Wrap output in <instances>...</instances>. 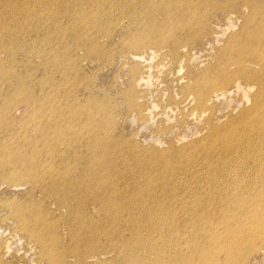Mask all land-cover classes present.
<instances>
[{
  "label": "rangeland",
  "instance_id": "rangeland-1",
  "mask_svg": "<svg viewBox=\"0 0 264 264\" xmlns=\"http://www.w3.org/2000/svg\"><path fill=\"white\" fill-rule=\"evenodd\" d=\"M118 1L115 4H112V0H100V2L98 0H63L62 4L59 2V5L57 2L51 0H27L26 2L25 0H16L11 4L9 3L11 1L4 2L0 0V8H2L0 12L3 11L2 14L0 13V150H5L7 148L16 150L19 147L22 148L23 145L25 148L26 145L28 146V142H26L27 140L33 141L34 139H38L40 135L39 130L47 129L49 126H51V123L55 122L59 116L64 114V117L66 118L63 121H60L59 127L60 129L67 128L66 121L73 118V124L76 126H73L70 131L68 130V132L71 133L75 138L71 137V140L68 142L66 135L56 137L55 139L53 137L50 140L47 138L45 140L46 143L48 141L51 144L53 143V139L55 140L56 147L53 146L54 151L57 147L59 148L58 153L55 156L54 153L52 154V158L49 155L50 157L47 159V162H51L53 164L55 162L64 163L70 167V171H72L75 178V176L81 175V172H83V164L85 162L89 163L91 161V153H93L95 150L98 151V153L100 152L98 148L91 149L88 147L85 140L91 139L95 134L101 135L100 137L101 139L103 138V141L108 137L105 142L109 146L105 152L108 155L111 153L112 156L109 155V159L106 160L110 161L116 156V161L114 162L115 174L119 176H114L112 180L111 178L106 180V182L112 183L111 185L113 189L117 191L115 197H113L114 195L109 196L110 199L105 197L107 201L106 203L110 204L109 202H112V200L114 203H116L115 200L118 203V199H120L126 203L124 208L126 209L125 211H143V208L137 210L132 209L134 206L131 203V201L134 202L136 200L137 202H140L143 199L142 201L144 203H148V205L152 203V205L149 206L151 208L163 209L164 211H175V216L178 215V219L176 218V220L183 223V227L181 223L179 224L180 230L182 229V243L174 248L170 246L172 250H167L168 252L165 253V257L163 256L162 258L163 260L161 259L162 256H159V253H161L159 248H161L162 243H160L158 240V235L153 234L149 236V241L147 244L152 247V250H154L151 251V254L150 250H147V252L142 250V257L138 261H134L135 259L130 260L129 254H127L126 251L119 252V256H116L118 255V253L115 251L117 242L118 251L128 249V246L125 245V241L131 242L129 240H132L134 233L132 228L128 227L127 223L121 221L119 226L111 230L116 231L121 236L124 235L122 236V241L119 242V240H115L116 238L114 239L115 241H112L113 239L105 241L104 238L101 237V242L98 247L107 248L109 251H111L103 260L105 263L103 262L101 264H176L177 262L173 261L174 255L183 252H185L187 255L194 254L196 263L198 261L200 262V259H203L204 261H201V264H210L207 263L206 260L214 254L215 250L220 251L224 249L231 242V239L239 238L242 234L243 239L240 238L239 240L245 247H243L242 250H246L244 251L246 256L244 258H238V264H242V262L243 264H264V232H258L259 234L257 233L255 235L253 234L254 229L250 227L251 224L249 222L254 220V214H246V216L243 217V222L239 224L238 221L241 222L240 213L238 215L237 212L239 211H236V213L234 212L236 208L233 209L231 207L232 204L230 205V203L232 202V199H229L230 193L233 190L232 181L235 177L234 175L238 172L239 166L241 165L243 168L245 165H248V174L252 175L253 171L256 170L258 163L255 162L254 164L252 162L253 159H250L246 160V162H243L242 165V148L239 146V143L236 140H232V137H226L225 139L222 136L225 139L223 140L218 134H213V138H206L211 129L215 127H223V125L228 124L236 119L240 112L251 107V98L256 94L255 92L257 91V85L251 83L245 84L241 79H236L240 83V90H237L238 87L233 86L232 88H227V91L224 89H221L222 91L220 90L218 92L214 91V99L209 103L210 109H212V111H206L205 109L201 110V112L198 109V106H196L197 99L195 94L189 91V89H192L193 86L192 80L190 78L193 73L203 74L207 69L214 68V71H217V73L221 74L222 70L220 65L223 63V61H226L227 57L231 54L222 52V49L232 41H242L241 32L244 24H246L245 22L248 21V18L250 17L249 6L243 7L242 9L244 10H242L241 13L238 15H232L230 22H226V19H218L219 15L212 6L207 8L198 6L201 0H176L177 2L175 0ZM124 1L129 2H126L127 4H125ZM216 1L219 4L224 3V0ZM259 1H262L263 3V0H247V4H249V2ZM141 2H144L145 4ZM117 3H119L120 6ZM102 4L104 5L102 6ZM181 4L182 6H187L189 9L188 16H186V21L184 22L185 24L186 22L189 24V26H186V29L182 28L184 23H176L175 17L177 14L173 12L174 10L172 11V9L175 7V10L178 9V5ZM142 6L144 7L142 8ZM167 6H170L171 10L168 13L165 12L167 10ZM37 7H39L41 11ZM131 7L134 8L132 9ZM30 8L32 10H30ZM21 10L24 11V13ZM98 10L103 13L105 12V16L101 14V16L98 17L100 22L98 25H95L94 20L97 18V14L100 13ZM27 11L28 13L34 11V13L38 14L40 12V14H44V16L42 15L41 17H38L37 20V17L27 16ZM46 11H50L47 12L50 14V16L53 13L57 14L58 19L54 17L51 19ZM64 11H67L70 16L68 15L62 17V14L65 13ZM134 12H137V15H135ZM118 13H120V15ZM106 16L109 19L106 18ZM41 18L44 19L42 20ZM166 18H168L174 26L172 31L165 29L169 34L171 31V34L170 36H167L168 34L165 35L164 40L168 41L166 38L167 36L170 39L180 38L183 41V43H181V45L177 48L176 53L173 54L172 45L169 44L159 47V49L158 47L147 48L149 46H145L146 48H139V50L137 49L136 51L133 49H127L129 48L128 44L134 43L135 39H139L138 35L147 36L149 33V39H152L151 30H153V28L159 24L164 23V25L170 29L172 26L170 23L166 22ZM25 19H27V21ZM189 21L191 22L189 23ZM193 21H195V23L197 21V23L195 24ZM36 22L37 24H35ZM58 26L60 28H58ZM190 26H192V28ZM70 29H72V31H70ZM74 29L75 31H73ZM86 29L89 31H86ZM69 31L71 33L74 32L73 35ZM80 31L81 33H79ZM64 32L66 33L64 34ZM189 32H191V34ZM91 33L92 36L90 37ZM47 35L50 36L48 37ZM155 36L156 35L153 34V37ZM58 37H60V41ZM124 37L125 39H122ZM236 37L238 41L234 40ZM8 39H11V42L13 43L14 41L15 43L12 44ZM74 39L75 43H73ZM120 39L121 42L123 41V44L120 43ZM19 40L21 42H19ZM68 40L70 42H68ZM52 41L55 42L53 43ZM8 44L9 50L7 47ZM82 44H92L91 46H97L101 50V55L97 58L94 57L89 60L86 59L82 50V48H84L82 46L84 45ZM104 44L111 45L112 47L106 48L104 46V48H102ZM78 45L79 47L77 48ZM64 46L65 48H63ZM24 48L25 50H23ZM13 49H15L14 52ZM121 49L126 51V58H122L120 52ZM22 50L25 53L21 52ZM68 50L70 55L67 53ZM61 51H64V53ZM169 51L171 53H169ZM15 52L16 55L14 54ZM152 52H154V54ZM36 53L38 55H36ZM135 53L141 55L143 59L140 61L129 60ZM52 55L54 57H52ZM64 56H67V58H63ZM135 63H138L141 73H138L136 76H131V74L128 72H130V67L132 64ZM224 66L225 64H222V68ZM247 67L248 72H250V70L256 71L257 68L251 62L247 63ZM30 70L31 72H29ZM235 70L236 68L234 66H229L227 73L229 75H233L234 72H236ZM14 77L15 79H13ZM136 78H141V80H143H139L141 82L134 88L136 102L142 109L141 113L134 110H128L127 101H125L126 99L119 95V92L127 90L129 87H131ZM65 79L66 84H63L65 83ZM51 80H59L63 83L60 87V92L56 101H53L51 103L52 105H48V99L53 97L51 95L53 93V89L48 84ZM22 83L23 85L29 84L31 86L29 90H33L25 91L20 95L15 94V85L21 86ZM83 86L88 89L87 96L83 92L85 89ZM41 89H43V92H40ZM184 90L186 98H188V100L185 101L182 99V92ZM89 95L95 97V99L101 101V103L104 102L107 105V110L105 113L102 112V114L100 112V114L96 116L97 119H93L92 116L89 115L87 117V113L85 111L83 115H75V117H70L69 108L71 105L76 108L86 106L87 104H85V98ZM39 97L42 99H39ZM76 97H78V101L75 100L77 99ZM24 98H29V100L32 99L33 102H38L41 100L42 102L38 103V105L35 107H32L34 108L32 111L29 107L32 103L25 101ZM60 102H64L65 105H62ZM112 102L113 104H111ZM39 106H43L44 108L42 107L40 109ZM257 110L262 112L264 110V106ZM85 117H87V119ZM97 122L98 124L96 125ZM240 124L241 122L238 121L236 125L241 127L240 131H242L244 128ZM25 133L27 136H25ZM253 138L254 144H264V132L259 133V135L257 132H254ZM61 142H64V144ZM34 146L32 145L31 147L34 148ZM36 146L37 148L39 147L38 144ZM53 147L44 149L50 151V149L53 150ZM62 148H64V150ZM62 151L65 152V157L59 158L60 152ZM198 152H200V155ZM254 153V156L257 157L256 161H262L264 165V148L258 149L257 151H254ZM197 158L200 159L198 160ZM169 165L172 167V170ZM131 174H134V176ZM151 175L153 176L150 177ZM230 177L233 178L230 180ZM74 178L72 179L69 176L70 180H74ZM215 179L218 180L216 181ZM259 179L260 176L258 174V176H256V190L258 189L257 187L262 185V183L258 181ZM224 184L225 188L222 187ZM216 187L218 188L216 189ZM210 188H212V190ZM210 190L211 192H209ZM220 190L221 192H219ZM19 192L21 191H8L1 196V199L8 202L9 204L11 201L10 198L12 196H17L18 201L20 200V202L23 203L26 199V196L24 194H20ZM219 193H221L223 196L221 194L219 195ZM207 194L210 195L208 196ZM36 200L40 201L38 197ZM50 202H52V199H46L44 204L47 206V204ZM155 205H158L159 208ZM192 207L195 208L193 211ZM80 208L78 209L79 211H84V209ZM101 209L102 211H112L110 210L109 206L104 208L102 207ZM101 209H98V211ZM50 210H54L53 205L50 207ZM87 211H92V209L89 207ZM257 212L264 219V204L262 201L257 202ZM52 214L53 216L58 215V213L55 212ZM125 214L127 215L128 213ZM3 215L4 213L0 212V255L2 256V264H46L44 261L39 259L40 251L28 234L22 232L19 229L14 231L15 224L12 220L7 221L5 224L1 223V218ZM143 215H145L144 212ZM160 216L163 217L162 215ZM184 223H186L185 226ZM244 223L248 225L243 227L242 225ZM108 226L109 225L107 224V226H103V228L106 229ZM62 227L61 232L64 234L63 232L65 227ZM240 230H242V232H240ZM150 231V228H146L143 229L141 234L147 235ZM207 235L214 237L217 236V238H224L222 241L215 242L213 240H208L206 238ZM63 237H65V235H63ZM62 242L65 245L67 243L66 238H62ZM120 243L122 244L120 245ZM131 253L132 252L130 251V254ZM124 256L127 257L124 258ZM71 259L72 258L68 259L66 263H95V260L90 258L85 259L81 263L76 261L75 263L74 259ZM214 262L216 264H221L222 257L217 256L214 259ZM178 264L180 263L178 262Z\"/></svg>",
  "mask_w": 264,
  "mask_h": 264
},
{
  "label": "bare ground",
  "instance_id": "bare-ground-1",
  "mask_svg": "<svg viewBox=\"0 0 264 264\" xmlns=\"http://www.w3.org/2000/svg\"><path fill=\"white\" fill-rule=\"evenodd\" d=\"M2 1H4V2L11 1V2H9L11 4L13 1H16V0H2ZM26 1L27 0H25V2ZM28 1H30V0H28ZM51 1L57 2L59 5H60L59 2H61V4L63 2V0H51ZM64 1H70V0H64ZM98 1L100 2V0H98ZM117 1L118 0H112V4H115ZM161 1H164V0H161ZM118 2H120V0ZM126 2L124 1L125 4H127L129 1L127 3ZM20 3H21V1H20ZM141 3L145 4L144 2H141ZM117 4H119V3H117ZM133 4H134V2H133ZM182 4L181 5H178V9L175 10L176 7L174 9H172V11L174 10L173 12L177 14L176 17H175L176 23L177 22L184 23L186 21V16H188L189 9H188L187 6H184V5L182 6ZM31 5H32V3H31ZM65 5H67V4H65ZM103 5L104 4H102V6ZM17 6H18V4H17ZM19 6H21V5H19ZM52 6H54V5H52ZM109 6H110V3H109ZM119 6H120V4H119ZM198 6H202L204 8H207L209 6H212L213 8H215L216 13L219 15V18L218 19H226L225 20L226 22H230V20L232 19V15H235V14L238 15L239 13H241L242 10H244V9H242L243 7L249 6V8H250V17L248 18V21L245 22L246 24H244L243 29H242V32H241L242 41H238L237 40V37H236L234 40H237L238 42L232 41L226 47L224 46V48L222 49V52H224V53H231V54L227 57L226 61H223L222 64H225V66L222 68V64L220 65L221 66V70H222L221 74L220 73H217V71H214V68L207 69L206 72L203 73V74H195V73H193L192 76H190V78L192 80V83H193V86H192V89H189V91H191V92H193L195 94L196 99H197V105L196 106H198V109L201 112V110H205V109H206V111H210V110L212 111V109H210L209 103L214 99V95H213L214 94V91L218 92L221 89L226 90L227 88L229 89V88H232L233 86L238 87L237 90H240L241 89L240 83L236 79H241L243 81V83H245V84L251 83V84H256L257 85V91L255 92L256 94L254 96H252V98H251V102H252L251 107L248 108V109H246V110H244V111H242V112H240L239 116L236 119H234L232 122H230L228 124L223 125V127H215L213 129H211V131L206 136L207 139H211V138H213V134H218L219 136H221V138L223 140H225L226 137H228V138H231L232 137V140L233 141L236 140L239 143V146L242 148V151H241V152H243L242 153V156H241V158H242V160H241L242 161V165H243V162H246V160H250V159H253L252 162L254 164H255V162L258 163V166L256 167V170L253 171V174L252 175H249L248 174V170H249V166L248 165H245L243 168H242L241 165L239 166L238 172L236 170L237 173L234 175L235 177H234V179L232 181V185H233V188L232 189L233 190H232V192L230 193V196H229V199H232V202L230 203V205L232 204L231 207L233 209L236 208L234 212L236 213V211H239V212H237L238 215L240 213V221L241 222H239L237 220L239 224L243 222V219H244L243 217H245L246 214H248V213H250L251 215L254 214V220L251 221V222H249V223L251 224L250 227L254 229L253 234L255 235L258 232H264V219L257 212V202L258 201L259 202L262 201L263 204H264V165H263V162L262 161H256L257 160V157L254 156V154H255L254 151H257L258 149H263L264 148V144H254V138H253V133L254 132H257L258 135H259V133L264 132V121H263L264 120V110L262 112H259L257 110V109L262 108L264 106V103H263L264 102V0H263V3H262V1H259V2H249V4H247V0H224V3L223 4H219L216 0H203V1L201 0L200 4H198ZM135 7H136V5H135ZM143 7L144 6H142V8ZM147 7H148V5H147ZM13 8H12V10H13ZM37 8H39V7H37ZM113 8H114V6H113ZM166 8H167V10L165 11L166 13H168V12L171 11L170 10V6L169 7L167 6ZM1 9L2 8H0V10ZM3 10H5V9H3ZM30 10H32V9L30 8ZM40 11H41V9H40ZM50 11H46V13L47 12H50ZM106 11H107V9H106ZM108 11H109V8H108ZM22 12L24 13V11H22ZM37 12H39V11H37ZM86 12H87V10H86ZM0 13L2 14L3 11L0 12ZM23 13H21V14H23ZM43 13H44V11H43ZM51 13H53V12H51ZM80 13H81V11H80ZM89 13H91V12H89ZM104 13L103 12H100V13L97 14V18L94 20L95 25H98V23L100 22L99 19H98V17H100L101 14L104 15ZM112 13H110V14H112ZM136 13H135V15H137ZM47 14H49V13H47ZM118 14L120 15V13H118ZM26 15L27 16H30V17H37L36 18L37 20H38V17H41L42 15L44 16V14L41 15L40 12H39V14L38 13H34V11H31L30 13H28V11H27ZM68 15L69 14L66 11L65 13L62 14V17L68 16ZM81 15H83V14H81ZM128 15H129V13H128ZM6 16H7V14H6ZM49 16H50V14H49ZM52 17L57 18L58 15L53 13L50 16V18L52 19ZM16 18H17V16H16ZM106 18H108V17L106 16ZM88 19H90V18H88ZM166 19H167L166 22L170 23V25L172 26L170 29H168L169 27L167 28V26L164 25V23L163 24H159V25L155 26L153 28V30H151L152 31L151 32L152 33V39H149V36H150L149 33L147 34V36L138 35V38L139 39H135V42L134 43L128 44L129 48H127V49H133V50L136 51L137 49L139 50V48L141 49L142 47H145V46H149L147 48H155V47L157 48L158 47V49H159V47H163L164 45L169 44V45H172L173 54L176 53L177 52V48L181 45V43H183V41L180 38H174L173 37L174 39H170V38L167 37V36H170L171 31H172V28H173L174 25L170 22V20L168 18H166ZM25 20L27 21V19H25ZM70 20H73V19H70ZM80 20H81V18H80ZM18 21L20 22L19 19H18ZM32 21H34V20H32ZM86 21H87V19H86ZM190 22L191 21H189V23ZM193 22L195 23V21H193ZM208 22H207V26H208ZM211 22H213V21H211ZM196 23H197V21H196ZM35 24H37V22ZM47 24H49V23H47ZM100 24H102V23H100ZM187 25L189 26V24L187 22H186V24L184 23L183 26H182V28H185L186 29L187 28L186 27ZM92 26H94V25H92ZM192 26H190V27L192 28ZM58 28H60V27L58 26ZM75 29L73 31H75ZM165 29L166 30H171L170 31V34L167 33ZM197 29H199V28H197ZM87 30L88 29H86V31ZM70 31H72V29H70ZM53 32H52V34H53ZM174 32H175V30H174ZM65 33L66 32H64V34ZM73 33H71V34L73 35ZM79 33H81V31ZM189 33L191 34V32H189ZM60 34H61V30H60ZM153 34H155L156 36L153 37ZM75 35H77V34H75ZM165 35H167L166 38H167L168 41H165L164 40ZM91 36H92V33H91L90 37ZM59 38L60 37H58V39ZM95 38H96V36H95ZM157 38H158L159 41L157 40ZM161 38H162V40H161ZM62 39H64V38H62ZM75 39H74V42L73 43H75ZM122 39H125V37L122 38ZM8 40H9V42H11V39H8ZM55 40H56V38H55ZM12 41H13V39H12ZM49 41H50V39H49ZM59 41H60V39H59ZM9 42H7V43H9ZM17 42H18V40H17ZM17 42H16V44H17ZM19 42H21V41L19 40ZM68 42H70V41L68 40ZM122 42H121V39H120V43H122ZM14 43L15 42L13 41L12 44H14ZM25 43H27V42H25ZM12 44H10V45H12ZM68 44H70V43H68ZM107 44H104L102 48H104V46L106 48L112 47L111 45H107ZM61 45H63V44H61ZM75 45H73V46H75ZM82 45H84V44H82ZM91 45H84V46H82V47H84V48H82L84 57L86 59H88V60L89 59H92L94 57L97 58V57H99L101 55V50L97 46L95 47V46H91ZM8 46H9V44L7 45V47ZM41 47H43V46H41ZM56 47H57V45H56ZM78 47H79V45L77 46V48ZM63 48H65V46ZM3 49H4V47H3ZM20 49H21V46H20ZM20 49H18V50H20ZM29 49H30V46H29ZM70 49H71V47H70ZM8 50H9V47H8ZM23 50H25V48ZM23 50L21 52H24ZM14 51H15V49H13V52ZM51 51H53V50H51ZM56 52H57V50H56ZM61 52L64 53V51H61ZM68 52H69V50L67 51V53ZM120 52H121L122 58H126V55H125L126 54L125 53L126 51L124 49H121ZM37 53H36V55H38ZM118 53H116V54H118ZM152 53L154 54V52H152ZM169 53H171V52L169 51ZM14 54L16 55V52ZM11 55H10V57H11ZM61 56H63V55H61ZM106 56H108V55H106ZM162 56H163V54H162ZM52 57H54V56L52 55ZM110 57H111V55H110ZM44 58H46V57H44ZM63 58H67V56L66 57L64 56ZM142 59H143V57L141 55L135 53V54H133L131 56V58L129 60H131V61L132 60H134V61H140ZM134 61H133V63H134ZM93 62H94V60H93ZM110 62H112V61H110ZM250 62L253 63L257 67L256 68V71L250 70V72H248L247 63H250ZM123 63H125V62H123ZM229 66H234L236 68V70H235L236 72H234L233 75H229L227 73V69H228ZM77 68H79V67H77ZM33 69H34V66H33ZM29 72H31V70ZM64 73H65V71H64ZM128 73H130L131 76H136V75H138V73H141V70H140V67H139L138 63L132 64V66L130 67V72H128ZM4 77H5V75H4ZM139 77H141V76H139ZM87 78H88V76H87ZM5 79H7V78H5ZM5 79H3V80H5ZM13 79H15V77ZM84 80H87V79H84ZM139 80H141V78H136L135 81H134V83L132 84V86L129 87L127 90H124L122 92H119V95L122 96L124 99H126L125 101H127V109L128 110H134L136 112L141 113L142 109L137 104V102H136V95L134 93V90H135L134 88L136 87V85L139 84L141 81H143V80H141V81H139ZM87 82H89V81H87ZM15 83H16V81H15ZM62 83L63 82H60L59 80H51L48 83L50 85V87L53 89V93L51 94L53 97H51V98L48 99V102H47L48 105H52L51 103L53 101H56V99L58 98V94L60 92V87L62 86ZM63 84H66V79H65V83H63ZM15 87L16 88L14 90L15 91L14 93L17 94V95H20V94H22L25 91L33 90V89H30L29 90V88L31 87L29 84H24L23 85V83H22L21 86L20 85H17V86L15 85ZM217 88H219V89H217ZM40 92H43V89H41ZM83 92H84V94H86V96L88 95V89L85 88ZM45 97H47V96H45ZM78 97H76L77 99H75V100L78 101ZM123 98H122V100H123ZM39 99H42V98L39 97ZM85 99H86L85 100L86 101L85 104H87L86 106L78 107V108H76V107H74L72 105H71L70 108L68 106V108L70 109V112H69L70 117H73V116L75 117V115H83L84 114V111H85L87 113V117L89 115V116H92L93 119H95L96 116L98 114H100V112L101 113L102 112L105 113V111L107 110V105L104 102L101 103V101L95 99V97L89 95ZM182 99L184 101L185 100H188V98H186L185 90L182 92ZM24 100L32 103L29 106L32 111L34 110V108H32V107H35L36 105H38V103L42 102V100L41 101H38V102H33L32 99L29 100V98H24ZM68 100H69V97H68ZM77 101H75V102H77ZM60 103L62 105H65L64 102H60ZM69 103H72V102H69ZM58 104H56V105H58ZM111 104H113V102ZM42 107L43 106H39L40 109ZM57 108H58V106H57ZM65 113H67V112H65ZM189 114H192V113H189ZM64 116H65L64 114L61 115V116H59V118L57 120H55V122L51 123V126H49L47 129H44V130L41 129V130H39V134L40 135H39L38 139H34L33 141H31V140L28 141L27 140L26 142H28L27 143L28 146L26 145L25 148H24V145H23L22 148L19 147L16 150L8 149V148L7 149L4 148L5 150H0V212H3L4 213L3 217L1 218V223L2 224H5L7 221L12 220L13 223L15 224L14 231L16 229H19L22 232L28 234L29 237L32 238V240L34 241V244L36 245V247L40 251L39 252V259H41L42 261H44L46 264H64L70 258L74 259V262L76 261L78 263H81L85 259H89V258L95 260L94 261L95 262L94 264H101V263H103L104 262L103 260L107 257V255L111 251H109V249H107V248L98 247L100 245V242H101V237L104 238L105 241H108V240H111V239H113L112 241H115V240H117V241L119 240V242L122 241L123 240V237L122 236H124V235L121 236L116 231H112L111 230V229L116 228L117 226H119V224H120L121 221H124L125 223H127L128 224V227H131L132 230L134 231V233H133L132 240H129L131 242L125 241V245L128 246V249H124V250H119L118 251V242H117L116 247L114 246L116 248L115 251L118 253V255H116V256H119V252L126 251L127 254H129L130 260L135 259L134 261H138L142 257L141 256V252H143L142 250H144L146 252H147V250H150V254H151V251H153L154 249L152 250V247L149 246L147 243L149 241V236H151L153 234L158 235V237H159L158 240L160 241V243H162L161 244V248H159V250H161V253H159L160 254L159 256H162L161 259L163 258V256L165 255V253L168 252L167 250H172L170 248V246H172L173 248L179 246V244L182 243V238H181L182 237V229L180 230V225L179 224L181 223V225L183 227V223L181 221H177L176 220V218L178 219V215L175 216V211L172 212L171 209H170L171 211H164L163 209L151 208L149 206L152 205V203L150 205H148V203H144L142 201L143 199L140 201L141 203L140 202H137L136 200L134 202L131 201L132 205L134 206L132 209H134V210L136 209L137 210V209H142L143 208L144 209L143 211H125L126 209H124V208H125V204L126 203H124V201L123 200H120V199H118V203H117L116 200H115L116 203H114L113 200H112V202H109L110 204L106 203L107 201H106L105 197H107L108 199H110L109 196L114 195L113 197H115V195L117 194V191H115L113 189L112 185H111L112 183H108V182H106V180L109 179V178H111V180H112L114 178V176L115 177H118L119 176V175H116L115 174L114 162L116 161V156L114 157V159L112 158V160H110V161H107L106 160V159H109L108 157L112 156L111 153L109 154L110 155L109 156L105 152L106 149L109 146L105 142L108 137L103 141L102 140L103 138L101 139V137H100L101 135L95 134L94 136H92L91 139L85 140V142L87 143L88 147H90L91 149L98 148V150H100V152L98 153V151H96V150L95 151L97 153L95 151H93V153H91L92 151L90 152L91 153V155H90L91 156V161L89 163H86L85 162L83 164V166H82L83 172H81V175L75 176V178L73 176L72 171H70V167H68L64 163L55 162L53 164L51 162H47L48 161L47 159L50 156H51V158L53 157L52 156L53 153H54V156L58 153V149H59L58 147L54 151V147H56L55 146V140L54 139L56 137H61L63 135L64 136L66 135L67 136V142L71 140V137H74L71 133L68 132V130L70 131L73 126H76V125L73 124L74 123V121L72 120L73 118L70 119V120H68V121H66L67 128L60 129V127H59L60 121H63L66 118ZM87 117H85V118L87 119ZM238 121L241 122L240 125H242V127L244 128L242 131H240V128L241 127H239L238 125H236L238 123ZM93 123H94V121H93ZM97 124H98V122L96 123V125ZM25 136H27L26 133H25ZM85 136H86V134H85ZM53 137H54V139L52 141L53 143L50 144V142H48V141H47V143L45 142V140L47 138H49V140H50ZM14 139H16V138H14ZM21 142H23V141H21ZM24 142H25V140H24ZM64 142L63 143L61 142V143L64 144ZM208 142H209V140H208ZM260 143H262V142H260ZM37 144L39 146L38 148L36 146ZM85 144H84V146H85ZM32 145L33 146L35 145L34 148L31 147ZM51 147H53V150L50 149V151H47L46 149H44V148H51ZM66 147H67V145H66ZM62 149L64 150V148H62ZM208 149H209V147H208ZM199 153L200 152H198V154ZM210 154H211V152H210ZM132 156H134V155H132ZM208 156H209V152H208ZM64 157H65V152L64 151L60 152L59 158H64ZM76 158H78V157H76ZM79 158H81V157H79ZM123 158H124V156H123ZM205 158H204V160H205ZM195 161H197V160H195ZM220 161H222V160H220ZM159 162H161V161H159ZM177 162H179V161H177ZM224 162H225V160H224ZM171 170H172V167H171ZM231 170H234V169H231ZM159 171H161V170H159ZM258 174L260 176V179L258 181L261 182L262 185L260 187H257L258 189L256 190V176H258ZM131 175L134 176V174H131ZM69 176L72 179L74 178V180H70L69 179ZM152 176L153 175H151L150 177H152ZM232 178L233 177H230V180ZM211 187H212V185H211ZM219 187L221 188L220 185H219ZM222 187L225 188V184ZM227 187H229V186H227ZM117 188H119V187H117ZM217 188L218 187H216V189ZM172 189H174V188H172ZM210 189L212 190V188H210ZM11 190H16V191H19L20 190L21 192H19V193L20 194H24L26 196V199L24 201L25 203L24 202L21 203L20 200L18 201L17 196H12L10 198L11 201L9 202V204H8V202H6V201H4V200L1 199V196L3 194H5V193H7L8 191H11ZM169 190H170V187H169ZM211 190L209 192H211ZM219 192H221V190ZM212 193H213V191H212ZM216 194H218V193H216ZM220 194L221 193H219V195ZM37 197L40 199V201H37L36 200ZM46 199H52V202H50L49 204H47V206L44 204V202H45ZM233 199H234V201H233ZM7 200H9V199H7ZM154 203H155V201H154ZM225 204H226V201H225ZM49 205H50V207L53 205L54 210H50ZM195 205H196V203H195ZM106 206H109L110 207V210H112V211H102L101 208L102 207L104 208ZM155 206L158 207V205H155ZM89 207L92 209V211H87L89 209ZM79 208L80 209H84V211H82V210L79 211L78 210ZM98 209H101V210L98 211ZM122 209H124V210H122ZM193 209H195V208L192 207V211H193ZM114 210H116V211H114ZM120 210H122V211H120ZM214 211H216V210H214ZM54 212L55 213H58V215L57 216H53L52 213H54ZM143 212H144L145 215H143ZM125 213H128V214L126 215ZM124 215H126V216H124ZM160 215H162L163 217H161ZM107 224L109 225L108 228H106V229L103 228V226L106 227ZM185 225H186V223H184V226ZM247 225L248 224L244 223L242 226L243 227H246ZM62 226L65 227L64 232H63L64 234H62V232H61V227ZM146 228H150L151 231L147 235H142L141 233L143 232V229H146ZM240 232H242V230H240ZM63 235H65V237H63ZM62 238L63 239L66 238V240H67V243L65 245L62 242ZM206 238L208 240H213L215 242L216 241L219 242V241H222L224 237H222V238L218 237L217 238V236L214 237V236H208L207 235ZM240 238L243 239V234L239 238H233V239H231V242L224 249H222L220 251L215 250L214 251V254L212 256H210L206 260L207 263L216 264L214 262V259L217 256H220V257H222V263L221 264H238V262H237L238 260L237 259L238 258H241V257L244 258L246 256V253L244 252L246 250H242V248L244 246L241 244V241L239 240ZM127 243H128V245H127ZM121 244L122 243H120V245ZM129 245H130V247H129ZM129 249H131V250H129ZM130 251L132 252L131 254H130ZM143 254H145V253H143ZM1 257L2 256L0 255V264H2V262H3V261L1 262V259H2ZM126 257L124 256V258H126ZM176 257H178V258H176ZM115 259H116V257H115ZM173 261H176L177 262V263L175 262L176 264H178V262L180 264H199L201 261H204V260L203 259H200V262L198 261L196 263L195 262V259H194V254L187 255L185 252H183V253L175 254L174 257H173ZM169 263H170V261H169ZM256 263H257V261H256ZM242 264H243V262H242Z\"/></svg>",
  "mask_w": 264,
  "mask_h": 264
}]
</instances>
